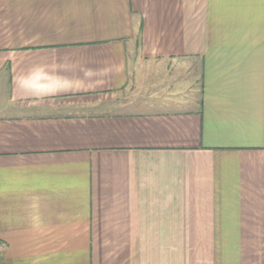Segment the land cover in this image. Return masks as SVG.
<instances>
[{
  "label": "crops",
  "instance_id": "crops-1",
  "mask_svg": "<svg viewBox=\"0 0 264 264\" xmlns=\"http://www.w3.org/2000/svg\"><path fill=\"white\" fill-rule=\"evenodd\" d=\"M0 264H264V0H0Z\"/></svg>",
  "mask_w": 264,
  "mask_h": 264
}]
</instances>
